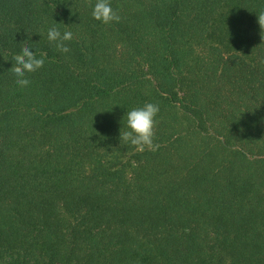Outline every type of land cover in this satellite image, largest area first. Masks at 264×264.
<instances>
[{"label":"trees","instance_id":"trees-1","mask_svg":"<svg viewBox=\"0 0 264 264\" xmlns=\"http://www.w3.org/2000/svg\"><path fill=\"white\" fill-rule=\"evenodd\" d=\"M94 2L0 0V264H264V0H111L110 24Z\"/></svg>","mask_w":264,"mask_h":264},{"label":"clouds","instance_id":"clouds-1","mask_svg":"<svg viewBox=\"0 0 264 264\" xmlns=\"http://www.w3.org/2000/svg\"><path fill=\"white\" fill-rule=\"evenodd\" d=\"M92 17L104 24L119 22L120 16L112 8L111 0H95L92 5ZM258 23L264 28V11L258 13ZM66 25V24H65ZM73 33L67 29L63 32L56 25L47 29V40L53 44L57 51L62 54L69 53L70 49L65 42L72 40ZM14 65L10 68L15 83L18 88H24L30 85L27 73L36 72L41 69L45 62V54H37L33 51L31 45L24 46L19 55L13 57ZM160 111L159 104L146 102L141 107L127 110L126 124L123 125L126 130H120V141L125 145L133 146L136 151L155 150L158 145L154 143V128L156 117Z\"/></svg>","mask_w":264,"mask_h":264}]
</instances>
